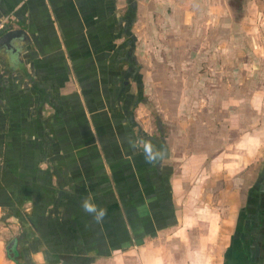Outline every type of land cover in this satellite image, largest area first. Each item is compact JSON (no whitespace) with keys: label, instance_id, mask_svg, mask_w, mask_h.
Instances as JSON below:
<instances>
[{"label":"crops","instance_id":"1","mask_svg":"<svg viewBox=\"0 0 264 264\" xmlns=\"http://www.w3.org/2000/svg\"><path fill=\"white\" fill-rule=\"evenodd\" d=\"M3 19L30 37L0 50L20 264H264V87L214 52L260 44L264 0H0Z\"/></svg>","mask_w":264,"mask_h":264},{"label":"rangeland","instance_id":"2","mask_svg":"<svg viewBox=\"0 0 264 264\" xmlns=\"http://www.w3.org/2000/svg\"><path fill=\"white\" fill-rule=\"evenodd\" d=\"M235 15H238L240 17V13H236ZM5 21L6 19H3L2 21L0 20V35L5 30H7L8 26L10 25V23H5ZM248 39L250 43H242V41H240L239 44L233 45L218 44L217 49L215 51L214 49L210 48L208 51L210 53L214 51L217 53V56H219V58L221 56L222 59L225 58L223 60H217V69L221 71V74H219V76L225 77L229 75L228 73L230 71H234L233 77L235 79H240L239 76L241 77L242 74V76L246 77V80L249 82L247 88L250 86V91L252 90V88H256L259 85L257 89H255L256 93V90L259 92V89L264 87V38H260V44L253 43L254 41L252 37L248 36ZM228 56L232 57L233 59L231 64L229 61H226ZM221 77H219V79H221ZM250 96L252 97L253 94L251 93ZM258 171L256 173H258ZM203 177L205 178L206 176ZM249 181L251 182V184L253 183V176L252 178H250ZM219 185L220 183L216 184L217 187ZM5 217L6 216H3L2 211H0V255L7 256L6 245L12 237L17 236L18 228L17 223L15 221L8 220V218ZM7 261H9V259H7ZM261 263H264V257H262Z\"/></svg>","mask_w":264,"mask_h":264},{"label":"water","instance_id":"3","mask_svg":"<svg viewBox=\"0 0 264 264\" xmlns=\"http://www.w3.org/2000/svg\"><path fill=\"white\" fill-rule=\"evenodd\" d=\"M18 42V45L15 43ZM30 42V37L24 29H16L9 25L8 30L0 36V46H6L9 50L19 54L22 51V46H27ZM21 43V44H20ZM26 47H24L25 49Z\"/></svg>","mask_w":264,"mask_h":264},{"label":"trees","instance_id":"4","mask_svg":"<svg viewBox=\"0 0 264 264\" xmlns=\"http://www.w3.org/2000/svg\"><path fill=\"white\" fill-rule=\"evenodd\" d=\"M259 225H260V231L262 233L263 243H264V189L263 190L261 189L260 191ZM19 249H20L19 238L17 236L12 237L6 245V252H7V257L15 261L17 264L21 263L19 261V259L21 258Z\"/></svg>","mask_w":264,"mask_h":264},{"label":"clouds","instance_id":"5","mask_svg":"<svg viewBox=\"0 0 264 264\" xmlns=\"http://www.w3.org/2000/svg\"><path fill=\"white\" fill-rule=\"evenodd\" d=\"M144 155L146 160L151 163L159 158H162L163 151L162 150H154L153 146L150 143H145L144 146ZM84 210L88 212L89 214H93L94 218L97 221H100L103 219V217L106 215L105 211L103 209H98L94 204L90 202V200L86 199L82 204Z\"/></svg>","mask_w":264,"mask_h":264},{"label":"flooded vegetation","instance_id":"6","mask_svg":"<svg viewBox=\"0 0 264 264\" xmlns=\"http://www.w3.org/2000/svg\"><path fill=\"white\" fill-rule=\"evenodd\" d=\"M2 47L4 48V46H1V47H0V50L2 49ZM260 236H261V242H260V243H262V242H263V237H262V233H261V231H260ZM260 243H259V244H260ZM255 263H260V259H259V257H258L257 262H255Z\"/></svg>","mask_w":264,"mask_h":264}]
</instances>
